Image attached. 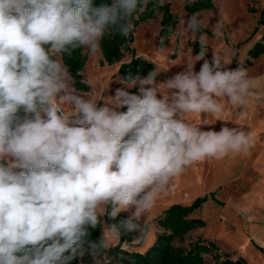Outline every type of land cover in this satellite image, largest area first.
I'll list each match as a JSON object with an SVG mask.
<instances>
[{"label": "clouds", "instance_id": "clouds-1", "mask_svg": "<svg viewBox=\"0 0 264 264\" xmlns=\"http://www.w3.org/2000/svg\"><path fill=\"white\" fill-rule=\"evenodd\" d=\"M149 2L112 0L97 8L93 0H0V264H70L86 253L109 264L107 252L122 233L138 232L134 240L148 234L146 213L186 168L254 146L241 127L202 130L183 118L219 116L221 97L239 108L253 95L240 64L228 69L216 55L205 58L195 15L182 23L199 34L195 63H203L195 71L186 61L163 82L167 94L155 71L127 81L138 94L117 89L103 106L70 86L56 54H95L105 35L128 37L134 14ZM122 211L130 214L105 227L98 243L86 240L102 216Z\"/></svg>", "mask_w": 264, "mask_h": 264}, {"label": "rangeland", "instance_id": "rangeland-1", "mask_svg": "<svg viewBox=\"0 0 264 264\" xmlns=\"http://www.w3.org/2000/svg\"><path fill=\"white\" fill-rule=\"evenodd\" d=\"M165 2L170 3L172 13L178 17V24L170 41L165 46L159 43L162 10H158L153 18L135 24L133 40L128 42L129 50L121 62L101 65V52L92 54L84 48L87 61L81 76L87 80L91 90L76 91L77 94L97 100L98 106H103L107 97L114 96L117 89L133 94L135 87L127 86L119 68L134 55L143 56L155 64L159 75L157 82L167 94L163 82L185 70L186 61L195 63V57L201 51L199 34L194 35L182 23L189 16L195 15L208 30L200 31L206 36L205 58L211 61L213 55H216L228 64L225 66L228 69H235L240 64L247 71L253 95L239 108H233L226 97H221L220 102L224 104L225 110L219 116L188 113L183 118L201 126L202 130L211 128L219 131L223 125L241 127L252 133L254 146L247 152L229 153L221 159H202L186 168L157 198L151 211L146 213L150 231L140 244H123L122 247L144 251L153 244L156 233L161 230L157 218L167 207L174 203L190 204L197 197L208 196L192 213L193 217L204 219L207 225L190 231L183 240L175 239L174 244L188 249L199 240L212 241L217 245L222 259L241 260L245 264H264V249L258 247L252 238L254 232L262 236L264 231L251 227L247 200L250 181L257 177L251 172L252 153L257 147V138L264 137V0H213L212 9L196 13L185 10L189 0H157L159 5ZM258 43L261 46L253 50ZM251 51L252 54L258 52V55L250 54ZM56 58L62 61L61 54H56ZM202 63L203 61H197L194 70L199 71ZM70 86L74 88L71 80ZM64 107L66 111H71L70 105ZM205 121L208 125H204ZM122 213L127 216L130 214L127 211ZM101 221L104 233L108 226L105 215L101 217ZM262 238L264 240V236ZM203 257L204 264H217L212 254H203Z\"/></svg>", "mask_w": 264, "mask_h": 264}, {"label": "trees", "instance_id": "trees-1", "mask_svg": "<svg viewBox=\"0 0 264 264\" xmlns=\"http://www.w3.org/2000/svg\"><path fill=\"white\" fill-rule=\"evenodd\" d=\"M111 3L112 0H93V6L97 8L110 5ZM213 7V0H194L193 3H187L185 5V10L190 13H196L201 10L212 9ZM158 10H162L159 43L161 46H165L170 41L178 24V17L172 13L170 3L165 2L159 5L157 0H150L142 13L134 14L132 22L135 26L139 21L151 19ZM200 31L208 32L201 24ZM128 42V37L121 36L119 32H113L112 35H105L101 40L100 52L102 58L100 64L104 65L107 63L113 65L121 62L126 52L129 50ZM258 46H261L260 43H258L253 50ZM262 50H264V47ZM252 51L250 54L253 53ZM252 55H258V52ZM61 58L63 64L68 68L74 89L77 92H89L91 87L87 80L83 79L81 76V72L87 61V53L84 51V48H77L70 56L61 55ZM152 71L157 73L155 64L143 56L136 55H134L129 62L122 63L119 68V72L126 81L136 76L143 78ZM158 78L159 75H157V79ZM138 93L139 89L135 87L133 89V94ZM126 110L127 109L124 108L121 111ZM18 115L22 117L24 115L23 111L21 110ZM207 199L208 196H201L197 197L190 204L174 203L167 207L163 214L157 218V224L161 230L156 233L153 244L144 251L123 248V244L138 245L143 238L136 239L138 242L134 243V241H136L134 238L140 235L138 232L122 233L118 244L111 247L107 252L109 264H204L205 260L203 254H212L217 264H236V261L229 258L222 259L217 245L212 241L199 240L191 244L188 249L174 244L175 239L183 240L190 231L203 228L207 225L204 219L192 216V213ZM107 211L110 212L111 208L109 207ZM105 216L108 226L113 223L118 224L128 217L122 212L115 219L109 218L107 214H105ZM103 235L101 221L97 227L88 229L86 240L98 243ZM85 247H87V245H85ZM17 255H20V253H17ZM70 264H95V262L92 257L86 253L83 257H77L72 260Z\"/></svg>", "mask_w": 264, "mask_h": 264}, {"label": "crops", "instance_id": "crops-1", "mask_svg": "<svg viewBox=\"0 0 264 264\" xmlns=\"http://www.w3.org/2000/svg\"><path fill=\"white\" fill-rule=\"evenodd\" d=\"M256 142L257 147L252 153L251 172L253 171L257 177L255 180L251 179L250 181L247 200L251 227L264 231V137H258ZM4 163H7V161H4ZM262 236L256 235L254 232L252 238L258 244L257 246L263 250L264 240H261L263 239Z\"/></svg>", "mask_w": 264, "mask_h": 264}, {"label": "water", "instance_id": "water-1", "mask_svg": "<svg viewBox=\"0 0 264 264\" xmlns=\"http://www.w3.org/2000/svg\"><path fill=\"white\" fill-rule=\"evenodd\" d=\"M132 40H133V34L131 32V34L128 36V41L131 42ZM236 264H245V263L241 260H236Z\"/></svg>", "mask_w": 264, "mask_h": 264}]
</instances>
